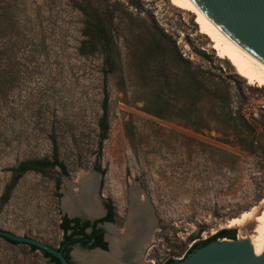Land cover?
<instances>
[{
  "label": "rangeland",
  "instance_id": "1",
  "mask_svg": "<svg viewBox=\"0 0 264 264\" xmlns=\"http://www.w3.org/2000/svg\"><path fill=\"white\" fill-rule=\"evenodd\" d=\"M93 10L106 41L91 37ZM193 19L165 0H0L1 230L58 249L63 187L91 174L121 216L114 226L126 220L130 185L156 221L126 264L181 261L230 220L260 213L264 90L216 57ZM42 159L56 166L14 182L19 164ZM253 228L246 221L225 240ZM69 251L79 264L82 250ZM0 264L52 263L0 239Z\"/></svg>",
  "mask_w": 264,
  "mask_h": 264
},
{
  "label": "bare ground",
  "instance_id": "2",
  "mask_svg": "<svg viewBox=\"0 0 264 264\" xmlns=\"http://www.w3.org/2000/svg\"><path fill=\"white\" fill-rule=\"evenodd\" d=\"M165 1L172 8L188 13L194 18L193 22L199 35L204 36L209 41L216 57L225 60L236 75L247 82L248 86L264 90V66L233 44L192 0ZM84 178L80 190L74 196H66L67 198L65 197L63 200V210L71 216L82 214V216L93 217L99 213L98 202L95 197L96 181L94 182L93 178L88 176ZM129 199L132 218L130 221L132 223H129L130 232L126 237V242L127 240L130 241L131 246L129 249L127 243V248L128 251L131 250L134 255L137 254V257L141 258L143 250L153 240L155 227H153V221L149 214L147 200L142 191L135 185H130ZM253 213H244L239 218L230 220L227 228L240 226L249 220L251 223L253 222L254 228L251 233L247 235L240 230L237 242H247L254 257H260L264 246V202L260 213L257 215ZM117 241L119 240L117 239ZM117 241L111 240V253L108 256L95 255L90 258L89 264H126V261L122 258V245L126 242H124L125 240H122L121 243ZM225 242L230 241L224 239L220 243ZM74 255L77 259H83V256L79 253L75 252ZM133 259H135V256Z\"/></svg>",
  "mask_w": 264,
  "mask_h": 264
},
{
  "label": "water",
  "instance_id": "3",
  "mask_svg": "<svg viewBox=\"0 0 264 264\" xmlns=\"http://www.w3.org/2000/svg\"><path fill=\"white\" fill-rule=\"evenodd\" d=\"M201 11L220 29V31L237 47L248 54L251 58L264 66V0H192ZM96 181L95 194L99 190L100 176L89 175ZM84 177H80L76 183H68L63 187L61 209L66 218L82 219L80 215H69L62 208L66 196H74L82 185ZM76 188L77 192L72 193ZM149 214L156 227L150 206L147 204ZM0 239L13 242L17 245L34 247L45 252L59 264H69L58 249L51 248L39 241L27 237L17 236L0 229ZM79 252L82 250L83 259H77L79 264H89L90 258L95 255L108 256L111 253L101 249H87L79 244L73 246ZM71 258L72 255L70 254ZM49 260V259H47ZM173 264H264V246L260 257H254L247 242L209 243L189 253L187 257Z\"/></svg>",
  "mask_w": 264,
  "mask_h": 264
},
{
  "label": "trees",
  "instance_id": "4",
  "mask_svg": "<svg viewBox=\"0 0 264 264\" xmlns=\"http://www.w3.org/2000/svg\"><path fill=\"white\" fill-rule=\"evenodd\" d=\"M80 11H85V7H80ZM86 12V11H85ZM87 14V13H86ZM90 20H91V37L94 39V41L99 42V41H106V35L105 31L102 25L101 18L98 14V11L93 10L91 15H90ZM103 116L99 121V126L103 134H106L108 132V124H107V111H106V100L104 101L103 105ZM242 128L249 130L250 128L246 125V123L241 124ZM237 135L243 134L241 131H236ZM241 146H244L247 144V142L244 139H240ZM56 163L50 162L48 159H42V160H34V161H28V162H23L19 164V166L16 169L17 175H14V182H16L23 174L27 172H36L39 174H43L47 169L51 167H55ZM60 229L63 233V242L60 244L61 247L65 246V248L61 251L63 257L65 260L69 262V257L68 253L70 252V248L76 244H79L82 247H86V235L84 234V226H79L78 222L76 220H68L67 218H63ZM217 239H228V240H235V231L230 230V229H223L220 232H218L215 236L203 241L199 245H194L192 248L188 251V254L196 250L197 248H201L203 246H206L207 244L216 241ZM4 240V239H2ZM6 243L11 244V245H16L13 242L4 240ZM98 245L101 248H104L103 245L99 244ZM29 247V246H28ZM31 251H39L34 247H29ZM44 259H49L51 263L53 264H59V262L51 257L50 255L46 254L45 252L39 251ZM175 261H167L165 264H173Z\"/></svg>",
  "mask_w": 264,
  "mask_h": 264
},
{
  "label": "flooded vegetation",
  "instance_id": "5",
  "mask_svg": "<svg viewBox=\"0 0 264 264\" xmlns=\"http://www.w3.org/2000/svg\"><path fill=\"white\" fill-rule=\"evenodd\" d=\"M95 197H96L97 202H98V207H99L98 212L99 213H97V215H95L93 217L83 215L82 219L76 218V219H72V220H76L78 222L79 226H84L83 231H84V234L87 236L85 239L86 247H84V248L101 249L103 251H107L108 248L110 247V244H111L110 242L112 239H114L116 241L118 239L119 241H117V242H119V243H121L122 240L123 241L125 240L124 242H126V237L130 232V228H129L130 227L129 223L131 222L130 219L132 220L131 211H130V206H131L130 204L131 203H130V199L128 196L129 206H128V210H127V216L125 218L126 220L122 224L123 225L122 227H116V225L114 226L115 220L117 219L116 216H118V217H121V216L118 215V212L115 210V205L112 204L110 199L105 198L104 196L101 195L100 188H99L98 192L95 194ZM98 243L103 245L104 248H101L98 245ZM127 243L129 244V246ZM124 244L123 245L121 244L123 247L122 258L125 261H127V260L129 261V260L133 259L134 256H136L135 258H137V254L134 255V253H132L131 250L128 251L127 246L130 249V246H131L130 241L127 240V242ZM64 248H65V246L61 247V245H60L58 250L62 251ZM125 249H127V250L125 251ZM127 253H128V256H127ZM67 255L69 257V262L71 264H73V262L71 261L70 252Z\"/></svg>",
  "mask_w": 264,
  "mask_h": 264
},
{
  "label": "built area",
  "instance_id": "6",
  "mask_svg": "<svg viewBox=\"0 0 264 264\" xmlns=\"http://www.w3.org/2000/svg\"><path fill=\"white\" fill-rule=\"evenodd\" d=\"M259 108H260L261 110H264V105H261ZM257 110H258V109H257ZM255 111H256V109H253L252 118H254V117L256 116ZM241 114H242V116H243V118H244L245 120L248 121L249 119H251L249 113H248V114H245L244 112H242Z\"/></svg>",
  "mask_w": 264,
  "mask_h": 264
}]
</instances>
